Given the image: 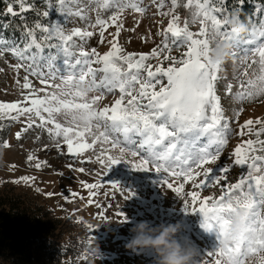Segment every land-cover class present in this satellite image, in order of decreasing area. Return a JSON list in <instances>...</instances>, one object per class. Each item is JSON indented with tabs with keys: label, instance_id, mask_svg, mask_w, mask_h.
<instances>
[{
	"label": "snow or ice",
	"instance_id": "snow-or-ice-1",
	"mask_svg": "<svg viewBox=\"0 0 264 264\" xmlns=\"http://www.w3.org/2000/svg\"><path fill=\"white\" fill-rule=\"evenodd\" d=\"M16 3L19 12L9 3L6 14L15 17L32 10L26 0H16ZM44 3V10L37 12V16L47 22L37 19L32 26L25 23L21 29L22 45L0 37V56L8 52L19 61L13 67L24 68L28 73L22 88L30 90L22 94L21 101L0 103V114L12 120L25 117L27 128L35 126L37 119L41 127L52 125L48 131L58 138L55 147H61L59 139L62 138L73 157L92 150L95 162L106 172L132 157L134 170H152L182 180L175 187L167 179L163 181L176 193H181L189 182L196 189L219 186V197L201 198L197 191L187 193L192 213L198 212L203 217L201 227L206 232H214L218 241L215 249L206 253L210 258L208 264H247L249 256L264 253V155L257 154L264 152V140H243L233 149L230 165L215 167L233 132L230 125L236 121L226 116L216 90L222 79L219 75L222 64L213 63L210 58L213 42H228L231 58L238 59L245 70L237 91L233 93V85L228 84L225 94L234 95L241 104L264 97V17L260 15L264 6H255L256 19L248 17L251 27L241 35L229 25L228 19L243 10L244 0H238L239 6L231 11L225 7L226 0H186L183 7L190 11V20H182L175 12L180 6L179 0H170L171 7L166 12H158L169 17L166 27L156 33L163 37L161 44L150 53L136 54L126 53L118 38L126 10L140 15L146 12L141 6L143 0H88V4L97 5L96 20L89 27L99 30L100 43H105L108 27H115V32L109 33L112 36L107 41L109 50L101 54L96 48L85 50L81 46L85 38L93 36V31L65 28L70 17L88 19L87 5L82 0H44ZM152 3L161 9L166 0H152ZM101 11L110 14L105 18L100 15ZM53 13L57 19H51ZM190 24H198V30H190ZM76 38L81 44H77ZM173 45L185 47L181 58L167 54ZM77 48L78 51L73 50ZM150 58L161 62L153 65L147 62ZM58 61L63 69L57 66ZM163 61H168V66ZM29 75L53 90L35 89ZM57 79L59 83H49ZM116 91L119 98L111 106L96 107L106 94ZM38 92L44 94L38 95ZM92 92L100 94L90 97ZM243 111L240 107L235 116ZM58 115L65 117L64 124L57 120ZM254 125L260 126L256 133L259 137L264 133V120L260 118L238 125L236 135L244 136L245 130L253 132ZM15 135L19 139L21 133ZM4 146L9 145L4 142ZM27 159L32 161L34 157L29 155ZM82 162H92V158ZM233 167L245 171L235 182L228 183ZM77 170L85 171L84 168ZM20 179L27 182L34 178ZM83 186L94 196L91 190L101 185L85 183ZM110 186L120 188L116 183ZM183 203L188 212L189 202ZM237 211L245 214L243 226L239 236L225 245L224 238ZM200 255L198 252L196 257Z\"/></svg>",
	"mask_w": 264,
	"mask_h": 264
},
{
	"label": "rangeland",
	"instance_id": "rangeland-1",
	"mask_svg": "<svg viewBox=\"0 0 264 264\" xmlns=\"http://www.w3.org/2000/svg\"><path fill=\"white\" fill-rule=\"evenodd\" d=\"M186 0H179L180 6L175 9L182 20L191 19L189 10L183 7ZM87 5L88 19L70 17L65 22L66 30L73 28L93 31L91 37L85 38L81 46L85 50L96 48L99 53L109 50L108 40L112 39L109 33L115 32V27L110 25L105 31V43H100L101 37L98 29L89 27L97 17L95 3L88 4V0H82ZM146 8L143 15L126 10L122 17L123 29L118 38V43L126 53H150L154 47L161 44L162 36L156 33L162 31L168 23L169 17L158 14L166 12L170 7V0H166L165 7L158 9L152 0H143L141 5ZM109 11H101L102 17H107ZM137 21L139 23L137 24ZM190 30L197 31L198 24H190ZM135 29L134 31H129ZM77 44H81L76 38ZM171 44V40L169 39ZM78 51L79 49H73ZM184 46H171L168 55L181 58ZM19 61L10 53L5 52L0 56V103H12L21 101L24 93L30 90L22 88L24 76L28 73L21 68L15 69L13 66ZM148 63L153 65L160 63V60L150 58ZM168 61H163V65L168 66ZM57 66L63 69V64L58 61ZM126 67V66H125ZM245 66L239 60L228 59L222 64L219 75L222 77L217 83V93L221 98V103L226 116L233 118L236 122L231 123L233 130L228 144L225 146L221 158L215 167L230 165L231 153L237 144L243 140H264V133L259 132V125H254L253 132H247L244 136H237L238 125L243 124L248 119L264 120V97L257 98L252 102L238 103L234 95H226L225 90L228 84L233 85L232 92L235 93L239 86ZM29 81L39 90L44 87L45 91L53 89L41 85L35 76L29 75ZM59 79L49 83H59ZM166 83V80H165ZM43 95L44 93H37ZM98 92L89 93V96L99 95ZM119 98V92L106 94L98 101L96 107L103 108L111 106L115 99ZM242 107L244 111L238 116L235 112ZM46 115V114H45ZM57 120L64 124L65 117L58 115ZM37 124L32 128H27L25 117L12 120L0 114V193L12 192L14 194L26 195L33 198L37 203L52 210L55 215L72 223L76 228V233L84 238L89 246L79 264H153L154 253L151 250L139 255L134 254L124 247L126 240L130 239L132 233L129 229L132 223L145 220L152 225L160 223H178L179 231L177 239L183 243L187 241L201 254L195 257L199 264H208L210 258L206 253L212 252L218 241L214 232H206L202 227L203 217L198 213H192L191 198L188 192L197 191L200 197H219L221 189L219 186H210L206 189H196L191 182L184 185L181 193H176L163 182L167 179L173 186H178L182 180L168 177L167 174L157 173L152 170L138 171L132 168L135 158L127 157V163L120 162L111 166L107 172L95 162V155L92 150H88L83 156L73 157L67 152V146L59 139L60 148L55 147L56 138L54 132L50 133L49 128ZM24 129H27L26 131ZM20 132L19 139L16 133ZM7 142L8 147L4 146ZM259 147V145H257ZM264 155V152H258ZM32 155L34 159L28 161L27 157ZM88 157L92 162L87 161ZM39 163L40 168L35 165ZM69 165L72 167L70 168ZM213 167V165H208ZM84 168V172L77 169ZM244 169L233 167L228 174V183L235 182ZM31 177L33 180L22 181L21 177ZM200 178L198 177L197 180ZM85 183H97L101 186L91 191L95 192L90 196L89 189L84 188ZM116 183L119 189H114L110 184ZM51 193L52 195H48ZM75 193L76 195H72ZM130 193V195H128ZM184 201L189 202L188 212L185 211ZM195 207L198 209L199 204ZM119 213L121 215H119ZM211 259H215L212 257Z\"/></svg>",
	"mask_w": 264,
	"mask_h": 264
},
{
	"label": "trees",
	"instance_id": "trees-1",
	"mask_svg": "<svg viewBox=\"0 0 264 264\" xmlns=\"http://www.w3.org/2000/svg\"><path fill=\"white\" fill-rule=\"evenodd\" d=\"M9 3L19 12L16 0H0V37L22 45V26L34 25L37 12L45 8L44 0H26L32 10L15 17L6 14ZM264 6V0H244L240 20L248 27V17L256 19L255 6ZM238 0H226L231 11ZM260 15L264 17V12ZM53 13L51 19H57ZM245 35V33L241 34ZM89 243L77 235L76 228L33 198L12 192L0 193V264H79Z\"/></svg>",
	"mask_w": 264,
	"mask_h": 264
},
{
	"label": "clouds",
	"instance_id": "clouds-1",
	"mask_svg": "<svg viewBox=\"0 0 264 264\" xmlns=\"http://www.w3.org/2000/svg\"><path fill=\"white\" fill-rule=\"evenodd\" d=\"M228 23L235 27L240 34L247 31L248 26L240 20L239 13L230 15ZM210 58L213 63L224 64L231 58L229 43L220 40L213 42ZM244 215V212L237 211L233 217L224 238L225 245L239 236ZM129 231L132 236L125 241L124 247L137 255L151 250L154 253L153 264H197L195 257L198 255V251L196 248L187 241L181 243L176 238L179 231L178 223L152 225L148 221L141 220L132 223ZM262 261H264V253L249 256L247 264H262Z\"/></svg>",
	"mask_w": 264,
	"mask_h": 264
}]
</instances>
